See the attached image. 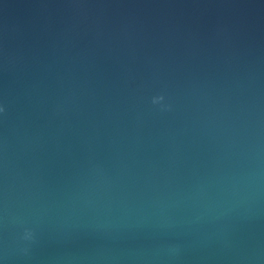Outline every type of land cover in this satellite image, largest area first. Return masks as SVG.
<instances>
[{
    "label": "water",
    "instance_id": "water-1",
    "mask_svg": "<svg viewBox=\"0 0 264 264\" xmlns=\"http://www.w3.org/2000/svg\"><path fill=\"white\" fill-rule=\"evenodd\" d=\"M0 264H264V0H0Z\"/></svg>",
    "mask_w": 264,
    "mask_h": 264
}]
</instances>
